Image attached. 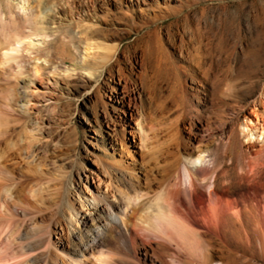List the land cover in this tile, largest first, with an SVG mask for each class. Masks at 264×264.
<instances>
[{
	"label": "rangeland",
	"instance_id": "374dc122",
	"mask_svg": "<svg viewBox=\"0 0 264 264\" xmlns=\"http://www.w3.org/2000/svg\"><path fill=\"white\" fill-rule=\"evenodd\" d=\"M155 73L176 97L164 121L240 164L238 141L213 142L243 105L264 113V0H0V264H142L107 204L120 172L144 178L142 118L160 127L162 99L141 80Z\"/></svg>",
	"mask_w": 264,
	"mask_h": 264
},
{
	"label": "bare ground",
	"instance_id": "6f19581e",
	"mask_svg": "<svg viewBox=\"0 0 264 264\" xmlns=\"http://www.w3.org/2000/svg\"><path fill=\"white\" fill-rule=\"evenodd\" d=\"M112 49L102 48L106 51L102 66L109 61ZM3 57L5 61L15 58L5 52ZM115 63L114 60L109 65L108 71ZM142 76L145 78L141 81H151L152 92L162 99L158 123L161 126L154 129L155 124L146 120L147 113L143 111L146 115L141 127L148 132L141 133L142 146L147 148L141 162L147 168L143 179L132 171L120 172L117 179L123 189L119 190L116 202L107 204L111 228L127 241L142 264H192L189 258H180L182 253L197 255L201 264H231L238 259V252L252 259L259 256L264 261V113H257L255 104L246 108L243 105L219 123L221 135L213 142L214 148L238 141L244 155L237 161L241 162L239 166L235 164L238 167L223 160L219 163L216 149L210 148L211 142L204 143L208 138H183V121H164L170 105L176 102L175 96L167 100V95H163V83H168L164 73ZM249 108L254 113L253 121L243 120L245 131L239 130L242 110ZM192 125H188V130ZM97 236L96 243L100 242ZM153 236L158 240H152ZM208 240L217 243L218 249L209 252L208 244H213ZM203 241L208 243L207 247ZM246 264L252 263L247 260Z\"/></svg>",
	"mask_w": 264,
	"mask_h": 264
}]
</instances>
